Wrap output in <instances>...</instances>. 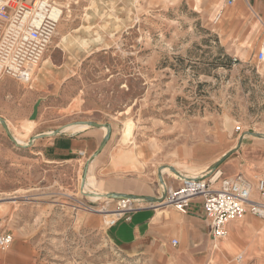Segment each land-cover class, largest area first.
<instances>
[{"label":"rangeland","instance_id":"1","mask_svg":"<svg viewBox=\"0 0 264 264\" xmlns=\"http://www.w3.org/2000/svg\"><path fill=\"white\" fill-rule=\"evenodd\" d=\"M198 1L59 0L64 15L32 87L0 78L15 93L12 99L0 94V113L8 115L0 116V218L14 236L10 247H0V264H166L152 254L126 256L112 245L107 213L99 210L118 209L120 199H92L82 161L39 159L29 138L39 129L78 133L95 121L110 127L105 148L117 150L119 162L140 157L163 178H175L173 171L210 176L179 159L178 145L196 144L219 127L234 139L253 131L244 122L259 114L252 109L259 95L247 71L257 67H242L233 56L227 66L226 48L193 10L202 9L205 0ZM255 59L259 64L258 53ZM42 87L44 102L28 99ZM16 98L32 108L30 115L20 116ZM213 248L210 264H239L237 254L231 260L219 243Z\"/></svg>","mask_w":264,"mask_h":264},{"label":"crops","instance_id":"2","mask_svg":"<svg viewBox=\"0 0 264 264\" xmlns=\"http://www.w3.org/2000/svg\"><path fill=\"white\" fill-rule=\"evenodd\" d=\"M229 1L205 0L202 9L197 10L194 7L193 10L200 13L203 26L217 35L228 54L243 63L242 67H257L256 70L247 71L252 74L251 86L259 95L252 109L256 108L259 114L249 122H244V126H254V129L244 132L240 142L241 138L234 139L219 127L203 137L204 140L196 144L187 140L185 149L178 145L175 151L179 159L182 157L186 159L185 163L190 161L192 165L203 168L209 174L214 164L231 151L217 167L222 177L234 178L243 175L256 185L264 173V107L260 105L263 102L260 93L264 94V62L259 61L258 64L255 59L257 53L264 51V0H232V3ZM194 2L196 5L199 1ZM220 12L222 16L215 21ZM2 28L3 25L0 27V33ZM38 76L39 86L45 76L41 72ZM29 87L31 88L32 84ZM254 90L246 93L247 99H250ZM27 93L28 91L25 94ZM0 94L11 99L15 95L9 87H3L2 84ZM47 95L43 87L36 88L30 92L28 99H33L34 103L44 102ZM16 99L22 111L20 116L30 115L32 108L29 105H21L20 98ZM257 105L259 107H256ZM39 112L45 113L44 107H40ZM0 116L8 117L4 113H0ZM37 122H33V131L38 126ZM41 134L48 135L37 136ZM106 134L107 127L104 126L83 129L78 133H53L39 129L29 140L31 144L38 146L39 159L43 157L51 161H82L83 167L87 168L89 180L84 190L91 194L92 199L103 198L104 196L98 194L107 193L136 196L132 200L138 202L137 208L106 228L108 241L124 255L145 257L152 254L166 264H210L216 250L213 244L219 243L223 250H217L225 255V258H236L239 264H264L263 217L248 212L243 218L230 222L225 238L214 239L201 197L194 198L186 212L177 211L170 205L152 206L149 198L159 197L163 191L160 174L158 175L152 167H145L140 157L119 162L117 150L104 147L99 151ZM145 150L147 154V149ZM173 173L175 176H185L182 171ZM164 180L169 185L179 184L175 178ZM89 184L97 191L91 190ZM253 197H257L255 190ZM174 240H177V243H174Z\"/></svg>","mask_w":264,"mask_h":264},{"label":"built area","instance_id":"3","mask_svg":"<svg viewBox=\"0 0 264 264\" xmlns=\"http://www.w3.org/2000/svg\"><path fill=\"white\" fill-rule=\"evenodd\" d=\"M232 3V0L229 1ZM64 8L59 0H0V78L9 76L31 85L34 71L43 61L56 34ZM222 13H218V21ZM237 60V58H235ZM258 60L264 62V51L258 53ZM241 127L238 125L236 130ZM177 186L164 180L162 201L151 202L154 207L173 206L186 212L190 202L201 197L206 216L210 220L214 239L225 238L230 222L243 218L252 212L264 218V173L254 185L243 175L234 178L222 177L220 170H211L210 176H180ZM254 190L257 197H253ZM132 199L118 201L117 218L111 223L135 210ZM14 241L13 233L0 218V247L8 248ZM177 243V240H174Z\"/></svg>","mask_w":264,"mask_h":264},{"label":"water","instance_id":"4","mask_svg":"<svg viewBox=\"0 0 264 264\" xmlns=\"http://www.w3.org/2000/svg\"><path fill=\"white\" fill-rule=\"evenodd\" d=\"M37 111H38V107L36 106V107H35V113H36ZM0 119L2 120V118H0ZM2 123H3V126L5 127L6 131L8 132V134H9V135H12V134L10 133V130H9L8 125L6 124V122L3 121ZM88 124H89L90 126H95V127H101V126L107 127V134L105 135V137H104V139H103V141H102V143H101V145H100V148H99V151H101V150L106 146V144H107V142H108V140H109V138H110L111 129H110V127H109L107 124H102V123L95 122V121H93V122H89ZM46 135H48V134H41V135H37V136H46ZM243 136H244V134L242 135V137H243ZM242 137H241V139H240V142H241V140H242ZM15 140H16V139H15ZM240 142H239V143H240ZM230 153H231V151L228 152V153H226L221 159H219V160L214 164V166L212 167V168H213L212 170H216L217 167L219 166V164H220V163H221L226 157H228V156L230 155ZM160 177H161V182L164 183V178L162 177V175H161ZM103 196H108V197L118 198V199H133V198H136L135 195L122 194V193H107L106 195L103 194ZM163 198H164V196L161 197V198H159V197H151V198H149V200L152 201V202H155V201H162Z\"/></svg>","mask_w":264,"mask_h":264},{"label":"bare ground","instance_id":"5","mask_svg":"<svg viewBox=\"0 0 264 264\" xmlns=\"http://www.w3.org/2000/svg\"><path fill=\"white\" fill-rule=\"evenodd\" d=\"M63 15H64V11H63ZM63 15L61 16V18H60V20L63 18ZM60 22V21H59ZM70 127H72V126H70ZM98 195H101V196H103V194H98ZM99 211H104V212H106L107 214L105 215V222L106 223H111L114 219H111V220H109L107 217L109 216V215H113V216H117V215H119V213H118V209H115V210H99ZM109 213V214H108ZM105 214V213H104Z\"/></svg>","mask_w":264,"mask_h":264},{"label":"trees","instance_id":"6","mask_svg":"<svg viewBox=\"0 0 264 264\" xmlns=\"http://www.w3.org/2000/svg\"><path fill=\"white\" fill-rule=\"evenodd\" d=\"M226 58L229 60L227 66L229 67L231 65V61H232V56L230 54H226Z\"/></svg>","mask_w":264,"mask_h":264}]
</instances>
